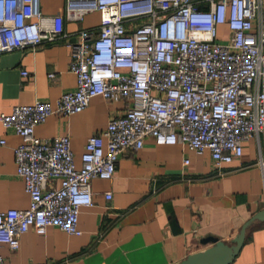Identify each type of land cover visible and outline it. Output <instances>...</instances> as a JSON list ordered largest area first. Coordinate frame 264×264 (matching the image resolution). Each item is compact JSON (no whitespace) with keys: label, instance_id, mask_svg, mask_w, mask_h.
<instances>
[{"label":"built area","instance_id":"built-area-1","mask_svg":"<svg viewBox=\"0 0 264 264\" xmlns=\"http://www.w3.org/2000/svg\"><path fill=\"white\" fill-rule=\"evenodd\" d=\"M93 13L99 25L68 42L76 89L56 106L37 100L0 115L21 137L15 162L30 196L28 208L0 211V264H7L1 249L16 252L30 230L43 235L54 226L81 236L93 181L112 180L120 158L148 138L210 151L221 166L264 134V0H66L64 14L52 17L41 0H0V54L57 42L68 37L65 21L82 24ZM99 96L126 110L87 139L81 166L69 135H36L50 116L79 114Z\"/></svg>","mask_w":264,"mask_h":264},{"label":"crops","instance_id":"crops-1","mask_svg":"<svg viewBox=\"0 0 264 264\" xmlns=\"http://www.w3.org/2000/svg\"><path fill=\"white\" fill-rule=\"evenodd\" d=\"M65 4L66 0H41L49 17L63 15ZM99 23V13L90 14L82 24L65 21L68 37L0 54V115L37 100L56 106L64 93L75 90L68 42L77 41L79 29ZM23 71L29 74L23 76ZM51 73L56 76L50 78ZM125 110L124 102L95 97L79 114L50 116L37 126L36 135L42 139L69 135L81 166L87 139ZM2 138L7 143L0 146V211L26 209L30 196L17 175L14 154L21 137L0 121ZM261 160L264 134L245 143L240 159L221 166L210 151L199 155L185 145H158L148 138L143 149L120 158L112 180L93 181L94 205L81 211V236L54 226L43 235L30 230L22 236L19 250L4 246L1 253L7 264H179L211 246L203 243L205 238L233 244L243 226L264 210ZM232 264H264V221L250 223Z\"/></svg>","mask_w":264,"mask_h":264},{"label":"water","instance_id":"water-1","mask_svg":"<svg viewBox=\"0 0 264 264\" xmlns=\"http://www.w3.org/2000/svg\"><path fill=\"white\" fill-rule=\"evenodd\" d=\"M256 219L264 221V210L257 213L252 220L243 226L240 233L233 240V244H228L216 237L205 238L203 243H212V245L203 251L190 254L179 264H232L244 245L248 226Z\"/></svg>","mask_w":264,"mask_h":264},{"label":"rangeland","instance_id":"rangeland-1","mask_svg":"<svg viewBox=\"0 0 264 264\" xmlns=\"http://www.w3.org/2000/svg\"><path fill=\"white\" fill-rule=\"evenodd\" d=\"M42 13L44 14V12L42 11Z\"/></svg>","mask_w":264,"mask_h":264}]
</instances>
